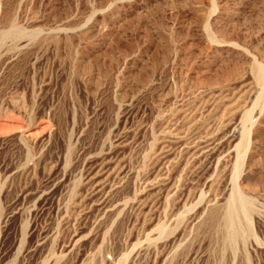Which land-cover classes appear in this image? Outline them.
I'll return each instance as SVG.
<instances>
[{"label": "rangeland", "instance_id": "1", "mask_svg": "<svg viewBox=\"0 0 264 264\" xmlns=\"http://www.w3.org/2000/svg\"><path fill=\"white\" fill-rule=\"evenodd\" d=\"M0 264H264V0H0Z\"/></svg>", "mask_w": 264, "mask_h": 264}, {"label": "bare ground", "instance_id": "2", "mask_svg": "<svg viewBox=\"0 0 264 264\" xmlns=\"http://www.w3.org/2000/svg\"><path fill=\"white\" fill-rule=\"evenodd\" d=\"M231 210V209H230ZM233 219V218H232ZM230 220V219H229ZM231 221H233V220H231Z\"/></svg>", "mask_w": 264, "mask_h": 264}]
</instances>
